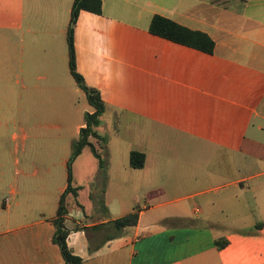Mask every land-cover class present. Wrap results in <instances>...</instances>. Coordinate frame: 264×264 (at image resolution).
<instances>
[{"label":"crops","instance_id":"1","mask_svg":"<svg viewBox=\"0 0 264 264\" xmlns=\"http://www.w3.org/2000/svg\"><path fill=\"white\" fill-rule=\"evenodd\" d=\"M101 1L100 15L78 14L76 72L100 93L106 110L135 104L153 119L167 112L186 138L223 151L218 176L228 181L221 199L204 208L248 229H233L227 246L217 249L213 243L224 237L214 230L225 222L204 217L195 204L208 191L178 199L191 204L188 210L167 209L157 204L164 194L158 187L149 191L156 203L135 205L115 195L118 185L108 180L100 205L94 196L101 186H78L74 169L77 196L65 195L68 248L83 264H264V0ZM72 5L0 0V264H64L52 242V221L67 184L55 183L49 147L54 140L58 148L62 140L63 150L71 146L85 127L84 115L94 112L83 106L86 96L68 67ZM155 15L209 36L213 54L150 34ZM68 128L74 133L66 137ZM53 130H62L57 139ZM89 140L99 154V141ZM94 159L87 180L100 172ZM67 161L61 157L60 166ZM145 163L146 155L143 168L133 170L144 171ZM135 208V226L119 231L111 225Z\"/></svg>","mask_w":264,"mask_h":264},{"label":"rangeland","instance_id":"2","mask_svg":"<svg viewBox=\"0 0 264 264\" xmlns=\"http://www.w3.org/2000/svg\"><path fill=\"white\" fill-rule=\"evenodd\" d=\"M86 101L83 100V106L89 108L90 105H87ZM134 107H136L135 104L122 109L107 107L106 110L105 108L100 125L96 129L101 139L95 138L99 141L97 150L106 165L105 174L102 176L99 172L87 180L90 173L89 162H95L94 157L87 150L75 164H72V170L75 169V184L89 190L101 186L99 189L101 190L110 180L114 186L118 185V187H112L114 194L118 192L121 199H127L135 205L139 202L141 205L156 203V200L152 202L149 191L153 187H158L164 194L157 204H165L167 207L164 208L167 209L184 205L188 210L191 204L186 205L187 201L178 203V199L192 191H208L207 194L199 197L195 204L200 211H203L204 217L207 214L213 219L220 216L225 222L222 228L214 230L215 234H221L224 237L221 240L227 241L226 237L231 236L229 233H232L233 229L247 230L248 226L235 222L237 218L234 221L231 220L234 223L231 224L216 209L204 208L207 202L216 203L217 199H221L223 193L221 187L223 188L222 185L228 181L227 177L218 176L220 153L223 151L216 145L202 140L186 138L184 128L171 124L167 112L158 113L153 119L152 113L138 112L134 110ZM63 131L66 132V137L70 131L74 133L71 128ZM59 132L50 131V136L57 139ZM58 141L59 148L57 140H54V144L49 147V153L53 156L52 161L55 163L53 171L55 183L62 185L66 183L67 171L66 167L60 166V158L68 157L69 160L71 146L66 144L63 150L62 140ZM131 151H140L146 155L144 171H135L128 166V156ZM191 160L195 162H193L195 165L189 164ZM259 181L264 182V177ZM103 195L104 188L103 192L94 196V202L103 204ZM245 200H241L244 206ZM229 213L232 217V211ZM193 218L191 216V219ZM244 218L246 220L241 221L246 223L249 214H246Z\"/></svg>","mask_w":264,"mask_h":264},{"label":"trees","instance_id":"3","mask_svg":"<svg viewBox=\"0 0 264 264\" xmlns=\"http://www.w3.org/2000/svg\"><path fill=\"white\" fill-rule=\"evenodd\" d=\"M102 9L101 0H73V5L70 14V22L67 29V48H68V67L70 75L74 79L78 88L85 94L88 104L94 109L92 114L86 113L84 115L85 127L80 130L79 138L71 144V156L66 166V190L59 199L58 208L56 212V218L52 221L55 232L52 238V242L60 250L64 264H83L82 259L75 256L66 244V238L68 231L64 227V217L67 214L65 206V195L71 193L74 197L77 196L78 188H73V175H72V163L82 153L83 149L88 147L94 157L98 160L100 175L105 174V162L97 153L95 147L90 143V138L101 139L96 133V128L100 125V119L105 112V104L98 91L86 86L83 78L76 72V57L74 49V27L78 14L81 11L90 12L100 15ZM149 33L168 40L170 42L183 45L189 48H193L206 54H213L214 41L204 33L191 31L184 28L175 22L164 18L159 15H155L149 25ZM145 155L139 151H131L129 153L128 165L132 169H141L144 166ZM103 192V188H102ZM102 203V201H100ZM66 211V212H65ZM138 209L135 208L134 212L121 217L111 223L116 230H122L126 227L135 226L138 222ZM214 246L217 249H223L227 246L226 240H216Z\"/></svg>","mask_w":264,"mask_h":264},{"label":"bare ground","instance_id":"4","mask_svg":"<svg viewBox=\"0 0 264 264\" xmlns=\"http://www.w3.org/2000/svg\"><path fill=\"white\" fill-rule=\"evenodd\" d=\"M66 212V211H65Z\"/></svg>","mask_w":264,"mask_h":264}]
</instances>
